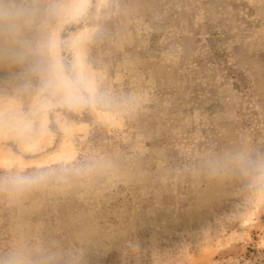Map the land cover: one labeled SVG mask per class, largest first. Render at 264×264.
Instances as JSON below:
<instances>
[{
    "label": "rangeland",
    "instance_id": "obj_1",
    "mask_svg": "<svg viewBox=\"0 0 264 264\" xmlns=\"http://www.w3.org/2000/svg\"><path fill=\"white\" fill-rule=\"evenodd\" d=\"M83 1L0 0V264H264V0Z\"/></svg>",
    "mask_w": 264,
    "mask_h": 264
},
{
    "label": "trees",
    "instance_id": "obj_2",
    "mask_svg": "<svg viewBox=\"0 0 264 264\" xmlns=\"http://www.w3.org/2000/svg\"><path fill=\"white\" fill-rule=\"evenodd\" d=\"M50 130L52 131V132H54V129H53V127L52 128H50ZM55 133V132H54Z\"/></svg>",
    "mask_w": 264,
    "mask_h": 264
},
{
    "label": "bare ground",
    "instance_id": "obj_3",
    "mask_svg": "<svg viewBox=\"0 0 264 264\" xmlns=\"http://www.w3.org/2000/svg\"><path fill=\"white\" fill-rule=\"evenodd\" d=\"M83 4H85V0L83 1Z\"/></svg>",
    "mask_w": 264,
    "mask_h": 264
}]
</instances>
